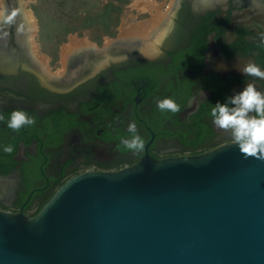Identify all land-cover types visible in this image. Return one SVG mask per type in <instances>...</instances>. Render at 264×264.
<instances>
[{
  "label": "flooded vegetation",
  "instance_id": "1",
  "mask_svg": "<svg viewBox=\"0 0 264 264\" xmlns=\"http://www.w3.org/2000/svg\"><path fill=\"white\" fill-rule=\"evenodd\" d=\"M257 1L178 0L157 41L146 39L149 51L140 52L141 39L116 35L100 45L85 39L93 53L87 62L80 59L78 70L37 66L16 38L15 21L1 23L0 177L16 181L13 188L0 184V211L34 215L75 176L120 171L145 156H198L233 143L230 132L212 123L210 109L248 81L264 91V79L240 71L248 60L264 70ZM165 97L181 111L161 112L156 98ZM16 109L35 116L36 124L19 133L9 129ZM131 121L145 141L142 151L121 143ZM8 144L11 154L3 150Z\"/></svg>",
  "mask_w": 264,
  "mask_h": 264
},
{
  "label": "water",
  "instance_id": "2",
  "mask_svg": "<svg viewBox=\"0 0 264 264\" xmlns=\"http://www.w3.org/2000/svg\"><path fill=\"white\" fill-rule=\"evenodd\" d=\"M0 264H264V159L230 143L75 176L34 215L0 211Z\"/></svg>",
  "mask_w": 264,
  "mask_h": 264
},
{
  "label": "clouds",
  "instance_id": "3",
  "mask_svg": "<svg viewBox=\"0 0 264 264\" xmlns=\"http://www.w3.org/2000/svg\"><path fill=\"white\" fill-rule=\"evenodd\" d=\"M17 14L18 10L10 13L6 10L0 11V22L11 24ZM21 28H18V31ZM240 71L245 76L264 79V70H261L253 60L244 63ZM156 104L161 112L178 113L181 111L180 105L171 97L156 98ZM210 115L212 123L217 128L230 132L233 144L238 146L245 158L264 159V91L258 89L254 82L248 81L241 91L228 97L224 103L217 102L211 107ZM4 120V115L0 114V121ZM35 124L36 117L21 109L13 110L7 120V127L17 133L22 128ZM127 132L130 135L122 138L121 143L133 152L142 151L145 141L139 134L135 121L128 123ZM3 150L11 154L15 149L8 144Z\"/></svg>",
  "mask_w": 264,
  "mask_h": 264
},
{
  "label": "trees",
  "instance_id": "4",
  "mask_svg": "<svg viewBox=\"0 0 264 264\" xmlns=\"http://www.w3.org/2000/svg\"><path fill=\"white\" fill-rule=\"evenodd\" d=\"M160 1V0H158ZM130 0H35L30 10L36 19L37 40L51 49L50 64L58 59V46L68 35L87 32L91 42L116 36L124 8Z\"/></svg>",
  "mask_w": 264,
  "mask_h": 264
},
{
  "label": "bare ground",
  "instance_id": "5",
  "mask_svg": "<svg viewBox=\"0 0 264 264\" xmlns=\"http://www.w3.org/2000/svg\"><path fill=\"white\" fill-rule=\"evenodd\" d=\"M177 1L178 0H170L166 5L165 13H160V6L156 5L153 1H141L137 4L135 9L141 14H148L150 19L142 22H136L134 19H130L129 22L122 23V39L135 41L141 39L142 50L140 52L144 53L149 51V42H147L146 39L153 38L154 42L157 41L164 31L167 18L169 14H171ZM3 10L9 13L13 10H18V14L14 18V21L17 24V29L21 28V26L22 28L17 32L18 34L16 33V38H19V41L24 47L25 54L29 59L35 62L37 66H45L46 61L38 55L37 47L34 42L37 31L36 20L31 11L26 8V3L22 0H0V11ZM1 23L2 22H0V38L3 31ZM69 42L70 44L61 56L62 65L64 69L78 70L80 67V59L86 62L89 61L93 49L85 39L77 40L71 38Z\"/></svg>",
  "mask_w": 264,
  "mask_h": 264
},
{
  "label": "rangeland",
  "instance_id": "6",
  "mask_svg": "<svg viewBox=\"0 0 264 264\" xmlns=\"http://www.w3.org/2000/svg\"><path fill=\"white\" fill-rule=\"evenodd\" d=\"M22 1L26 3V8L28 10H30V6H33L35 4V0H22ZM141 1H144V2L153 1L156 5L160 6V13H165L166 5L170 2V0H160V1H158V0H130L129 4L123 10V13H122L121 18H120V23H119V25L117 27V31H116V35L118 36V38L121 41H123V39H122L123 35H122V32H121L122 31L121 30L122 23L129 22L130 19H134L135 17L138 20L136 22H142V21H144L146 19L147 20L150 19V16L148 14H141L135 9L137 4H139ZM36 27H37V22H36ZM75 37H78V36L75 35V34L68 35L66 37V39H65V42H63L62 44H60L58 46V51H57L58 52V59H57V62L54 64V66H56L58 68H61V70L64 69L63 65H62V59H61L62 53L64 52V50L70 44V42H69L70 39L71 38H75ZM79 37L83 38V39H86V40H89L87 32H84ZM37 38H38V28H37V31H36V35L34 37V42L36 44L37 50L39 52V55L46 61V63L50 62L52 57H51V54L49 53V51L51 49H48V45H46V44L44 45V43L38 41ZM103 41L106 43L107 38H103L102 42ZM58 63H59V65H58Z\"/></svg>",
  "mask_w": 264,
  "mask_h": 264
}]
</instances>
